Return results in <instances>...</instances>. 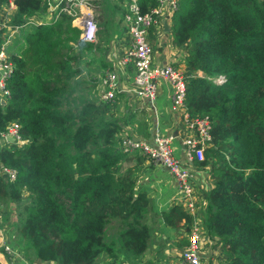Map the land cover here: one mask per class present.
Instances as JSON below:
<instances>
[{
  "label": "trees",
  "instance_id": "trees-1",
  "mask_svg": "<svg viewBox=\"0 0 264 264\" xmlns=\"http://www.w3.org/2000/svg\"><path fill=\"white\" fill-rule=\"evenodd\" d=\"M7 1L15 5L12 22L47 8L45 0H0ZM126 1L93 2L105 38ZM138 2L146 11L157 0ZM169 19L173 44H184L187 66L200 71L187 78L186 110L211 120L212 141L202 159L193 158L212 183L203 193L201 235L221 247L223 264H264V0H180ZM20 40L7 50L13 69L0 102V132L17 119L24 139L0 148V167L16 170L13 180L0 175V205L16 203L13 240L23 258L12 264H95L101 254L135 260L149 244L151 196L120 164L127 131L110 114L112 101H100L96 81L80 75L81 62L97 60L95 43L67 12L27 25ZM161 220H185L189 231L194 218L178 202Z\"/></svg>",
  "mask_w": 264,
  "mask_h": 264
},
{
  "label": "built area",
  "instance_id": "built-area-1",
  "mask_svg": "<svg viewBox=\"0 0 264 264\" xmlns=\"http://www.w3.org/2000/svg\"><path fill=\"white\" fill-rule=\"evenodd\" d=\"M50 21L55 20L62 12L72 15L74 24L81 28V37L85 40H96L97 23L93 4L90 0H57L51 4L49 0H45ZM180 0H157V3L146 11L140 10L138 0H127V10L123 15V22L126 26L129 37L131 38V47L126 50L121 57V63L124 64L129 59L133 60L134 67V91L139 96L153 99L155 97L157 78L166 79L172 86V110H181L182 117L187 126L191 129L192 134L184 138L185 154L190 162L194 156L197 159L203 158L204 148L211 141V120L208 115L190 116L186 110V76L178 69L177 66L164 63L158 64L153 62L154 46L149 39V33L158 26L159 31L163 28L162 18L173 12L177 8ZM15 5L12 1L0 2V101L9 96V90L6 87L7 77L13 69V61L8 57V44L12 37L21 32V30L29 24H40L39 18L31 17L24 23H15L11 21V13ZM41 14V13H40ZM3 19V20H2ZM5 20V21H4ZM152 28V31H150ZM117 90V72L115 68H107L103 72L100 87L97 90V97L100 101H110L115 97ZM4 138L10 137L16 144H24L21 135L20 124L17 119H12L6 124L5 129L0 133ZM173 136L167 133L155 132L153 139L147 141L145 138L135 137L129 134H123L121 147L124 152H132L138 150L146 154L151 160L159 162L168 168L175 181V186L179 192H182L181 199L184 201L185 207L193 215L194 220L199 222L201 208L199 214L196 215L197 202L194 191V177L173 152L172 148ZM16 170L11 167H1L0 175L5 176L9 180L15 178ZM1 223V220H0ZM0 225V233L3 231ZM202 230V228H201ZM201 230L192 227L188 232V241L179 251L178 264H201L200 248L202 242ZM15 238L14 234L10 236ZM2 254L8 262H12L19 258H23L21 252L11 242V239L2 242ZM26 264H49L36 258L32 262L25 261Z\"/></svg>",
  "mask_w": 264,
  "mask_h": 264
},
{
  "label": "crops",
  "instance_id": "crops-1",
  "mask_svg": "<svg viewBox=\"0 0 264 264\" xmlns=\"http://www.w3.org/2000/svg\"><path fill=\"white\" fill-rule=\"evenodd\" d=\"M14 10V8L11 10V14H13ZM34 16L39 19L49 18V14L41 15L37 13ZM167 20L169 25L168 31H165L164 27L159 31V27L156 26L153 31L149 33V39L154 46L153 62L158 64H173L177 66L187 78L192 74L200 73V71H193L187 66L185 62V45H175L171 41L170 19L168 18ZM122 23L124 25L123 18ZM123 31L124 30L122 29H114L113 34L108 39L105 38L103 34H98L96 40L92 41L95 43V48L90 50L92 52L91 54H97L100 57L98 58V61L93 62L91 60L89 62L91 66L94 67V71L92 72V70L88 68V72H86L88 77H85V79L88 81V78H93V82L96 81L94 89L98 90L104 70L110 67L116 69L117 90L114 99L111 100L110 114L121 123L122 128L127 131L126 134L129 132L141 138H150V140L153 139V135L157 131L160 133L171 134L174 138V154L193 174V179L198 188L197 190L194 189L195 198L196 202L200 204L203 202V193L208 191L212 183L211 179L206 174L207 167L197 165L193 160L190 162L186 158L183 140L190 136L192 131L184 121L181 110L171 109L172 86L166 79L160 77L155 80L156 89L155 97L153 99L137 95L134 91L135 86L132 84V77L134 74L133 60L129 59L124 64L121 63V57L132 44L129 35ZM159 32L164 33L161 40H159ZM156 34L158 35V39L156 38ZM18 36L20 38V35ZM13 38V42H11V40L8 47L17 43V41H15V36ZM103 38L105 43L101 44L100 42ZM11 139L12 138L10 137L4 138L0 134V148H8L7 140L12 141ZM129 153L130 154H126L122 162L128 160L129 165L127 166L134 169L133 173L136 177V188L139 187L142 190L147 191V194L148 192H152L150 196L154 203L151 204L146 212V222L152 235L151 238L155 239L157 242L159 241V246L157 244H148V247L143 254L135 260L127 259L122 256L109 257L108 255L101 254L97 258L95 264H178L179 251L187 243L184 239H187L188 241L187 236L190 230H184L182 228L184 225L181 223H179L178 226L164 224L161 220V211L174 203L183 202L180 198L181 194L176 188L175 181L170 175V172L164 165L155 162L138 152ZM150 171L153 173H150ZM166 175H168V177H166ZM146 183H151L150 190L145 186ZM25 195L26 192L23 193V197H25ZM15 204L14 201H10L7 209H4V207L0 205V220L2 216H4L7 221L10 218L9 223L12 224L13 220H11V217H13V207ZM196 211V215H198L199 209L197 208ZM0 225L3 226L1 223ZM6 236H4L3 233H0V264H11L1 252L2 242L12 239L10 237L11 234L8 236L6 233ZM204 238L205 237L202 236V240H205ZM208 243L212 247L219 246L212 245L211 242ZM199 252L201 264H204L205 256L210 253L205 252L202 247ZM222 261L224 262V257L222 258Z\"/></svg>",
  "mask_w": 264,
  "mask_h": 264
},
{
  "label": "rangeland",
  "instance_id": "rangeland-1",
  "mask_svg": "<svg viewBox=\"0 0 264 264\" xmlns=\"http://www.w3.org/2000/svg\"><path fill=\"white\" fill-rule=\"evenodd\" d=\"M57 0H49V2L51 3V4H54L55 2H56ZM91 1V3L93 4V5H95L93 2L95 1V0H90ZM114 1V0H113ZM48 11L49 10H40V12H41V15H43V14H48ZM94 12H96V18H97V21L99 20H102L103 21V16H102V18H99L98 16L102 13V10H101V5L100 4H98V7H97V9H95V11ZM7 14H10L11 15V13H9V11L7 12L6 11V15ZM13 15V14H12ZM11 15V16H12ZM116 16H117V19H115L114 20V29L115 30H124L123 32L124 33H126V34H128V32H127V29H126V26H124L123 25V23H122V18H123V13L119 10V12H116ZM48 18V17H47ZM41 21H46V22H49L50 21V19L48 18V19H44V18H42V19H40ZM96 21V22H97ZM97 26H100V27H98L97 28V35L96 36H98V34L100 35V34H103V32L102 31H100V30H102V28H103V24H101V25H98L97 24ZM23 33V29L21 30V32L18 34V35H20V37H21V34ZM163 34L164 33H161V32H159V40H161V38H162V36H163ZM18 35H16L15 36V41H21L20 40V38H19V36ZM104 36V35H103ZM156 38L158 39V35L156 34ZM12 41L11 42H13V40H14V38L13 39H11ZM171 41H172V38H171ZM101 44H104L105 43V41H104V38L101 40V42H100ZM10 44V43H9ZM100 56L99 55H97L96 54V58H97V60L96 61H98V58H99ZM177 61V60H176ZM95 62V61H94ZM90 64V63H89ZM88 63H84V62H81V64H80V66H81V73H80V75L82 76V77H88V75L86 74V72H88V68L90 69V70H92V72L94 71V67H92L91 66V64L89 65ZM86 65H87V67H86ZM91 68H90V67ZM96 72H97V70H96ZM134 75H135V72H134V74H133V77H132V84H134ZM88 80H90V78H88ZM90 83H91V81H89ZM79 91L80 90H78V88H76V90H75V93L77 92V93H79ZM86 94H88V92L86 93ZM114 99V98H113ZM111 101V100H110ZM4 103H6V101L4 102ZM3 103V104H4ZM174 140V138L172 139V148H173V152L175 153V146L173 145V141ZM177 141V140H176ZM7 142H8V148H15V147H19V146H21V145H19V144H16L15 142H13V141H10V140H7ZM138 152V151H137ZM131 153H133V152H131ZM138 153H140V152H138ZM127 154H130V153H127ZM140 154H142V153H140ZM150 159V158H149ZM122 161H123V159H122ZM121 161V165L122 166H127V165H129L128 164V160H126V161H124V162H122ZM150 161V160H149ZM134 172V169L132 168V173ZM138 172V171H137ZM150 173H153L152 171H150ZM166 173V172H165ZM133 175H134V173H133ZM166 177H168V175H166ZM170 180V179H169ZM151 184V183H150ZM150 184H148V183H146V187H148V190H150L151 188H150ZM157 188V187H156ZM165 188V187H164ZM194 189L195 190H197L198 188H197V186H196V184L194 185ZM152 192H148V194L150 195ZM181 195H183V193L182 192H179ZM168 194H169V190H168ZM152 203H154L153 202V200L151 199V203H150V206H151V204ZM149 206V207H150ZM204 210H205V208H204ZM11 220H13V222H12V224L11 223H9V221H10V218L8 219V221L4 218V216H2V218H1V224H3V231H2V233H3V235L4 236H6V233H7V235L9 236L10 234L12 235V234H14V230H15V226H14V224L13 223H15L16 221H17V216H15V214L13 213V217H11ZM3 222V223H2ZM180 223L181 224H183L184 225V227H182L184 230H188V225H187V223H185V220H182V221H180ZM190 226V228H192V227H197L199 230H201V226H200V224H199V222L197 221H193L192 222V225H189ZM111 232V231H110ZM159 232V231H158ZM151 236L152 235H150V237H149V240H148V242H149V245H151V244H157L158 245V242L157 241H155V239H153V238H151ZM7 237V236H6ZM205 240H202V245H201V247H202V249L205 251V252H209L210 254L209 255H206L205 256V258H204V264H223L224 262L222 261V258L224 257V254L222 253V250H221V248L219 247V246H217V247H212V246H210V244L208 243L209 241L206 239V237L204 238ZM16 241V240H15ZM15 241L13 240V238L11 239V242L12 243H15ZM17 242V241H16ZM20 245L23 247V244L22 243H20ZM159 246V245H158ZM178 262H179V257H178Z\"/></svg>",
  "mask_w": 264,
  "mask_h": 264
},
{
  "label": "clouds",
  "instance_id": "clouds-1",
  "mask_svg": "<svg viewBox=\"0 0 264 264\" xmlns=\"http://www.w3.org/2000/svg\"><path fill=\"white\" fill-rule=\"evenodd\" d=\"M169 17H167V19H168ZM11 21H12V18H11ZM15 23H20V22H15ZM163 23V22H162ZM163 27H164V25H163ZM25 28V27H24ZM23 28V29H24ZM19 34V33H18ZM97 35V34H96ZM14 36H16V35H14ZM13 36V37H14ZM13 37H12V39H13ZM96 38H97V36H96ZM93 41V40H92ZM9 45V44H8ZM7 50H8V48H7ZM186 81H187V77H186ZM5 100L6 99H4V102H5ZM1 103L3 102V101H0ZM3 102V103H4ZM200 115H205V114H200ZM207 115V114H206ZM209 116V115H208ZM210 118V117H209ZM20 131H21V129H20ZM211 141H212V134H211ZM211 141H210V143H211ZM184 144V143H183ZM210 145V144H209ZM184 146H185V144H184ZM208 146V145H207ZM185 148H186V146H185ZM2 167V166H1ZM26 192V191H25ZM26 194H27V192H26ZM182 200V199H181ZM183 201V200H182ZM183 206H184V208H185V210L187 211L188 209L185 207V204H184V201L183 202H180ZM197 208H201V211L202 210H204V204H203V202L202 203H197ZM14 214H15V216H16V213L15 212H13ZM204 236V235H203ZM204 237H206V236H204Z\"/></svg>",
  "mask_w": 264,
  "mask_h": 264
},
{
  "label": "water",
  "instance_id": "water-1",
  "mask_svg": "<svg viewBox=\"0 0 264 264\" xmlns=\"http://www.w3.org/2000/svg\"><path fill=\"white\" fill-rule=\"evenodd\" d=\"M162 22H163V25H164V29L165 31H168L169 30V25H168V20H167V16L163 17L162 18ZM4 101V100H3ZM3 103V102H2Z\"/></svg>",
  "mask_w": 264,
  "mask_h": 264
}]
</instances>
